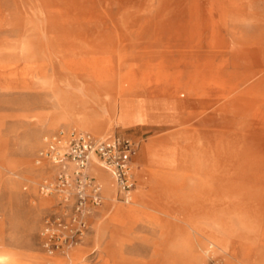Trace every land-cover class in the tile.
Masks as SVG:
<instances>
[{
  "label": "rangeland",
  "instance_id": "obj_1",
  "mask_svg": "<svg viewBox=\"0 0 264 264\" xmlns=\"http://www.w3.org/2000/svg\"><path fill=\"white\" fill-rule=\"evenodd\" d=\"M114 95L106 134L139 143L134 191L163 197L134 217L105 200L69 264H264V0H0V264L62 261L38 152Z\"/></svg>",
  "mask_w": 264,
  "mask_h": 264
},
{
  "label": "built area",
  "instance_id": "obj_2",
  "mask_svg": "<svg viewBox=\"0 0 264 264\" xmlns=\"http://www.w3.org/2000/svg\"><path fill=\"white\" fill-rule=\"evenodd\" d=\"M43 140L36 163L47 173L39 190L53 197L54 204L43 219L41 246L50 256L66 255L85 241L106 200L93 167L111 176L117 200L130 202L137 185L139 143L129 136H98L77 128L59 129Z\"/></svg>",
  "mask_w": 264,
  "mask_h": 264
},
{
  "label": "bare ground",
  "instance_id": "obj_3",
  "mask_svg": "<svg viewBox=\"0 0 264 264\" xmlns=\"http://www.w3.org/2000/svg\"><path fill=\"white\" fill-rule=\"evenodd\" d=\"M161 74V73H160ZM171 78V77H170ZM172 79V78H171ZM179 79V78H177ZM160 80V79H159ZM212 80V79H211ZM216 80V79H215ZM172 84V83H171ZM171 84H167L163 87H161L160 89H169L170 88V85ZM201 84V83H200ZM150 84H146L144 85V88H143V92L145 93L146 89H148ZM163 84L162 83H157L156 86L157 88H159L160 86H162ZM216 85V84H215ZM232 85V84H231ZM236 85V84H235ZM222 86V84H221ZM234 86V85H233ZM206 87V86H205ZM217 87V86H216ZM237 87V86H236ZM197 85L195 82H193V88L191 89L193 92L197 93L198 89H197ZM226 88V87H225ZM231 88V87H230ZM233 89V88H231ZM230 90V89H229ZM203 92L206 91V89H202ZM229 93V92H228ZM158 97V96H157ZM162 97V96H161ZM164 97V96H163ZM114 99V103L107 106L106 108H103V114L102 115H99L98 116H89L86 120H82V121H77V123L82 126L83 128H85L86 130H89L91 131L92 133H94L95 135H98V136H106L107 132H108V129H109V126H111L114 122H115V114H116V110H117V107H116V97L114 95L113 97ZM137 101V99H136ZM136 105V104H135ZM144 108L147 110V116L144 118L148 120L149 122V125H153L155 123H157L159 120V113L160 111H164L165 109V102H164V99H161V98H156V97H153V98H146L145 100V104H144ZM141 106V105H140ZM140 115V114H139ZM147 122V123H148ZM116 126L119 127L120 125L117 123V121L115 122ZM166 144V143H165ZM147 145V144H146ZM162 149L158 148L157 146L154 147V149L152 150L151 147H147L146 149L143 150L144 152V155L146 157H148L149 159H156V156L158 155V152L161 151ZM186 160L187 158L182 156V155H179V160ZM217 170V169H216ZM93 171L94 173L97 175V177L102 181L104 187H105V195H107V197L105 196V199L107 201V198H108V201L112 203V209L113 211L115 210V208L117 207V204H116V201H117V198H116V194H115V191L113 189V183H112V179H110L108 177V174L104 173L99 167L97 166H94L93 167ZM153 174V172H152ZM137 177L139 178V182H143L144 185L148 182H151L150 181H146L142 175L138 174L137 172ZM152 181L156 180V176H154V174L152 175ZM149 190V189H148ZM150 191V190H149ZM116 192H117V188H116ZM133 196H132V202L134 200V197H135V206L134 207H127V214L131 215L132 217H134V215L137 213V212H140L141 209L145 206H148V207H156L157 206V203L155 202V199L157 200H160L159 197H163L161 196V193L157 191V189H153V191L151 192H148L146 190H138L137 193H135V191H133ZM135 194V195H134ZM158 194V195H157ZM41 196L45 197V198H49L50 200H53V197L51 196H45L43 194H41ZM165 197V196H164ZM120 213H122L120 211ZM100 234L99 233H96L95 235V239L96 241L98 242L99 244V241H100ZM84 242L82 243H79L77 245H75L74 247H72L66 255H55V256H52V257H56L59 261V263L57 264H69L68 260L70 258V252L73 248L77 247V246H81ZM18 257V256H17ZM65 261V262H63Z\"/></svg>",
  "mask_w": 264,
  "mask_h": 264
},
{
  "label": "crops",
  "instance_id": "obj_4",
  "mask_svg": "<svg viewBox=\"0 0 264 264\" xmlns=\"http://www.w3.org/2000/svg\"><path fill=\"white\" fill-rule=\"evenodd\" d=\"M134 122V121H133ZM137 125H139V124H135L134 123V125H130V126H127V127H124V128H122V129H128V128H131V127H134V126H137ZM119 128H120V126H119ZM138 168V167H137ZM102 170V169H101ZM104 173H106V174H108L107 172H105L104 170H102ZM137 171H140V170H136V174H137ZM94 172V171H93ZM95 174V173H94ZM96 175V174H95ZM97 176V175H96ZM108 177L110 178V179H112L111 178V176L108 174ZM98 178V177H97ZM136 178H137V175H136ZM99 179V178H98ZM100 180V179H99ZM101 181V180H100ZM137 182H138V180H136ZM102 182V181H101ZM112 183H113V189H114V191H115V194H116V186H115V184H114V182H113V179H112ZM104 194H105V187H104ZM106 197H107V195H105ZM106 209H110V208H112V203L111 202H109L108 201V198H107V202H106ZM70 261V259L68 260V262Z\"/></svg>",
  "mask_w": 264,
  "mask_h": 264
}]
</instances>
